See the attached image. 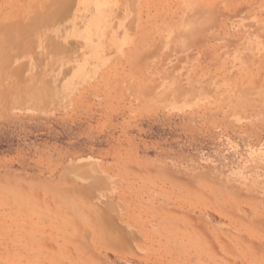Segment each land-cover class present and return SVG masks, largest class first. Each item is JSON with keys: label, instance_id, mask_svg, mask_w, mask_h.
I'll return each mask as SVG.
<instances>
[{"label": "rangeland", "instance_id": "obj_1", "mask_svg": "<svg viewBox=\"0 0 264 264\" xmlns=\"http://www.w3.org/2000/svg\"><path fill=\"white\" fill-rule=\"evenodd\" d=\"M0 264H264V0H0Z\"/></svg>", "mask_w": 264, "mask_h": 264}]
</instances>
